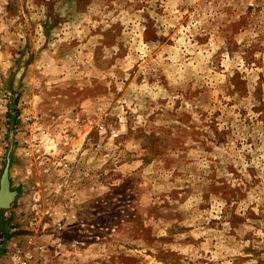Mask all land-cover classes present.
I'll return each instance as SVG.
<instances>
[{
	"label": "rangeland",
	"instance_id": "374dc122",
	"mask_svg": "<svg viewBox=\"0 0 264 264\" xmlns=\"http://www.w3.org/2000/svg\"><path fill=\"white\" fill-rule=\"evenodd\" d=\"M7 166L0 264H264V0H0Z\"/></svg>",
	"mask_w": 264,
	"mask_h": 264
},
{
	"label": "built area",
	"instance_id": "2783aa9c",
	"mask_svg": "<svg viewBox=\"0 0 264 264\" xmlns=\"http://www.w3.org/2000/svg\"><path fill=\"white\" fill-rule=\"evenodd\" d=\"M39 120L40 118L38 115L34 116L33 121H35V123H38ZM113 137L117 138L118 134H113ZM36 138L42 145H49L52 143V137L45 129L39 128ZM34 259L35 252L33 251L32 246H20L15 247L8 254V257L3 264H32Z\"/></svg>",
	"mask_w": 264,
	"mask_h": 264
},
{
	"label": "water",
	"instance_id": "95a60500",
	"mask_svg": "<svg viewBox=\"0 0 264 264\" xmlns=\"http://www.w3.org/2000/svg\"><path fill=\"white\" fill-rule=\"evenodd\" d=\"M16 192L11 191L9 181V167L7 166L4 170L3 176L0 183V209H7L11 206V203L15 200ZM6 195V199L3 201L1 197Z\"/></svg>",
	"mask_w": 264,
	"mask_h": 264
},
{
	"label": "bare ground",
	"instance_id": "6f19581e",
	"mask_svg": "<svg viewBox=\"0 0 264 264\" xmlns=\"http://www.w3.org/2000/svg\"><path fill=\"white\" fill-rule=\"evenodd\" d=\"M6 197H7L6 195H3V196L1 197V200L4 201V200L6 199Z\"/></svg>",
	"mask_w": 264,
	"mask_h": 264
}]
</instances>
